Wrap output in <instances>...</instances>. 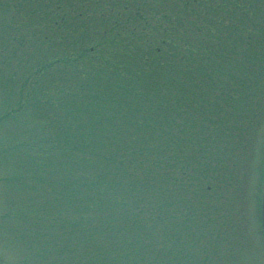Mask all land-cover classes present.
<instances>
[{"label": "rangeland", "instance_id": "rangeland-1", "mask_svg": "<svg viewBox=\"0 0 264 264\" xmlns=\"http://www.w3.org/2000/svg\"><path fill=\"white\" fill-rule=\"evenodd\" d=\"M186 1L0 0V264H264V0Z\"/></svg>", "mask_w": 264, "mask_h": 264}, {"label": "trees", "instance_id": "trees-1", "mask_svg": "<svg viewBox=\"0 0 264 264\" xmlns=\"http://www.w3.org/2000/svg\"><path fill=\"white\" fill-rule=\"evenodd\" d=\"M156 51H157V53H159V51L157 50V48H156ZM68 57H70V56H68ZM59 61V60H58ZM48 64L50 65V63L48 62ZM138 131H139V129H136L135 130V133H137L138 134ZM105 137V139H106V141L105 142H102V149H103V151L104 152H108V151H110L111 149H117V148H110V147H105V145H106V143H107V140H108V136L106 135V136H104V134H103V138ZM145 143V142H144ZM113 145V144H112ZM91 146H93V147H95V144L94 143H92L91 144ZM103 157H107V158H109L108 156H106V155H103ZM109 162V161H108ZM112 164V163H111ZM112 167V166H111ZM113 169V168H112ZM112 171H114V170H112ZM104 177H105V174H104Z\"/></svg>", "mask_w": 264, "mask_h": 264}, {"label": "water", "instance_id": "water-1", "mask_svg": "<svg viewBox=\"0 0 264 264\" xmlns=\"http://www.w3.org/2000/svg\"><path fill=\"white\" fill-rule=\"evenodd\" d=\"M263 224H264V204H263Z\"/></svg>", "mask_w": 264, "mask_h": 264}]
</instances>
